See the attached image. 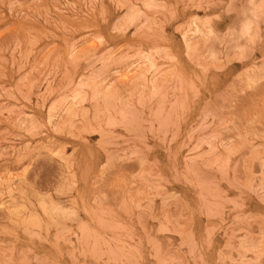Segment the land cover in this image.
Masks as SVG:
<instances>
[{"label": "rangeland", "instance_id": "1", "mask_svg": "<svg viewBox=\"0 0 264 264\" xmlns=\"http://www.w3.org/2000/svg\"><path fill=\"white\" fill-rule=\"evenodd\" d=\"M259 0H0V264H264Z\"/></svg>", "mask_w": 264, "mask_h": 264}, {"label": "clouds", "instance_id": "2", "mask_svg": "<svg viewBox=\"0 0 264 264\" xmlns=\"http://www.w3.org/2000/svg\"><path fill=\"white\" fill-rule=\"evenodd\" d=\"M251 13V24L254 26L260 19L264 18V0H259V4L253 3Z\"/></svg>", "mask_w": 264, "mask_h": 264}]
</instances>
